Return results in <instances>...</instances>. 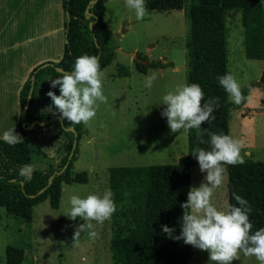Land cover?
Returning a JSON list of instances; mask_svg holds the SVG:
<instances>
[{
    "label": "trees",
    "instance_id": "16d2710c",
    "mask_svg": "<svg viewBox=\"0 0 264 264\" xmlns=\"http://www.w3.org/2000/svg\"><path fill=\"white\" fill-rule=\"evenodd\" d=\"M107 1L63 0L62 56L58 61L49 60L35 66L19 90L18 125L22 138L13 145L0 141V206L7 215L28 222L34 206L45 199L51 208H58L62 184L87 182L86 171H71L77 148L67 167L55 172L65 164L74 138L86 133L83 123L71 125L56 118L44 125L29 126L35 119L45 121L54 114L51 111L38 114L34 110L36 103L47 97L49 80L61 74L56 67L70 71L74 58L81 54L95 55L100 69L111 62L115 47L104 21ZM145 8L149 11L183 9L187 22L185 82L200 86L204 93L201 104L215 98L218 106L212 113L214 119L201 123L199 136L196 129L186 130L187 152L176 162L108 167V186L113 191L115 205L122 203L123 209L118 214L124 217L123 222L119 217L115 218L117 231L110 245L114 264H187L192 256V245L166 235L160 226L167 225L175 235L180 231L178 221L183 211L180 204L186 200L190 188L191 168L198 165L191 154L193 149L208 148L206 141L211 132L229 135V111L236 106L217 83V76L228 73L226 15L230 9L240 10L245 57L263 60L259 79L241 87L243 98L237 106L245 103L252 87L264 88V0H189L187 3L186 0H147ZM134 65L137 71L144 73L148 67L165 68L173 63L155 59L148 66L137 61ZM30 90L29 105L25 110ZM51 125H55L63 136L64 152L56 167L29 171L32 144ZM201 139L205 143H200ZM225 166L228 204L237 205L236 196L244 198L251 207L248 214L252 224L250 231L264 227V161L244 157L243 163ZM51 174L50 184L37 194L47 185ZM32 194L34 196H30ZM24 256L22 247L12 243L6 245L5 264H22Z\"/></svg>",
    "mask_w": 264,
    "mask_h": 264
},
{
    "label": "rangeland",
    "instance_id": "374dc122",
    "mask_svg": "<svg viewBox=\"0 0 264 264\" xmlns=\"http://www.w3.org/2000/svg\"><path fill=\"white\" fill-rule=\"evenodd\" d=\"M183 12V9L146 10L143 18L136 20L133 13L124 7V0L105 3L104 21L115 47L113 61L101 73V78L108 79L107 83L101 79L106 100L98 105L95 116L84 124L87 134L77 139V157L71 170L72 173L86 171L87 182L62 184L58 208H51L45 199L34 206L28 222L7 215L0 206V264H5L8 243L24 249L22 264H114L110 241L117 231L115 218L119 217L120 222L124 220L118 214L123 209L122 203L117 204L108 220L101 224L92 222L91 229L82 231L78 229V225L83 223L79 217L70 219L62 214L65 198L68 193L84 195L109 188L107 169L110 166L174 163L187 150L186 130L171 132L166 118L160 115L164 105H157L165 92L185 83L187 22ZM14 18L12 15L11 20ZM226 24L228 73L242 87L259 79L263 60L247 59L244 55L239 9L227 11ZM118 50L134 51L149 62L159 59L171 61L173 65L148 67L145 73H140L129 57ZM119 64L126 67V77L111 80ZM152 72L157 74V78L151 88H145L143 78ZM250 91L253 95L249 107L256 113L234 104L236 107L229 111V136L240 142L242 158L264 160V107L261 105L264 88L254 86ZM55 93L58 94V89ZM40 111L44 112V108L34 110L43 114ZM37 142L32 145L30 170L56 167L64 152V139L55 125L45 129ZM204 175L199 169H194L190 175V187L199 186ZM226 182L224 165L222 182L211 197V202L218 208L228 204ZM89 231L95 232V236L89 237ZM207 257V251L192 246V256L187 264H207ZM231 264L258 262L253 256L238 252V259H233Z\"/></svg>",
    "mask_w": 264,
    "mask_h": 264
},
{
    "label": "clouds",
    "instance_id": "9594fccd",
    "mask_svg": "<svg viewBox=\"0 0 264 264\" xmlns=\"http://www.w3.org/2000/svg\"><path fill=\"white\" fill-rule=\"evenodd\" d=\"M147 0H124V7L133 13L136 20L143 18ZM100 65L95 55L81 54L74 58L71 70L61 72L49 80V90L45 93L50 104L48 111L59 116L71 125L87 124L96 114L100 103L105 102ZM157 74L152 72L143 78L145 88H151ZM217 83L223 88L233 104H240L242 95L240 84L231 73L217 76ZM58 89V94L52 91ZM204 93L196 83H181L165 92L157 105H164L160 115L166 118L171 132L196 129L200 134L201 123L214 119L212 113L218 102L215 98L201 101ZM206 141L208 148H195L191 154L198 168L205 173L197 187H190L186 200L181 202L183 209L179 218L178 235L167 225H161L163 233L173 239H182L185 244L207 251V264H231L238 259V252L253 256L258 264H264V227L250 231L252 224L248 219L251 207L247 201L236 196L237 205L226 204L218 208L211 202L214 189L222 182L224 165L243 163L240 142L229 135L211 132ZM18 134L13 128L0 132V141L13 145L18 142ZM200 143H205L203 139ZM111 188L102 192H87L84 195L68 193L62 214L70 219L79 217L83 223L79 230L91 229L92 222L97 224L108 220L116 210ZM89 237L95 232L89 231Z\"/></svg>",
    "mask_w": 264,
    "mask_h": 264
},
{
    "label": "crops",
    "instance_id": "0c3cea01",
    "mask_svg": "<svg viewBox=\"0 0 264 264\" xmlns=\"http://www.w3.org/2000/svg\"><path fill=\"white\" fill-rule=\"evenodd\" d=\"M62 3L63 0H0V132L13 128L19 136L18 140L22 138L18 118L19 90L23 82L35 66L49 60L58 61L62 56L64 44ZM12 15L15 17L14 21L11 20ZM129 60L134 65V60L130 57ZM108 65L101 68L100 73H104ZM114 72L111 80L125 78L127 70L124 65L119 64ZM101 79L108 82L106 78ZM52 91L55 93L56 88ZM249 92L243 106L256 113L249 107L253 95L252 91ZM48 103L50 98L46 97L36 103L35 107L39 110L44 108V112L40 113L48 114L50 111L45 108ZM261 105L264 107V97L261 99ZM84 128L86 129L85 126ZM186 152L187 150L180 156ZM29 167L28 170L31 171ZM194 169H199L198 165L191 168L190 175Z\"/></svg>",
    "mask_w": 264,
    "mask_h": 264
},
{
    "label": "water",
    "instance_id": "95a60500",
    "mask_svg": "<svg viewBox=\"0 0 264 264\" xmlns=\"http://www.w3.org/2000/svg\"><path fill=\"white\" fill-rule=\"evenodd\" d=\"M95 1H96V0H91V3L95 2ZM92 24H93V22L90 21V22H89V26L92 27ZM118 51L121 52L122 54L128 56V57H131L132 60L137 61V62H141V63H143V64H145V65H147V66H148L149 63H150L147 59H142V58H140V57L137 55V53L134 52V51H127V52H126V51H122V50H118ZM56 70H57L58 72H64V70L61 69L60 67H56ZM30 96H31V90H30V92H29V94H28V96H27V100H26V103H25V110H26V108H27L28 105H29ZM56 118H58L59 121L62 120V118H61L59 115H57V114H53L52 117L46 119L45 121H40V120H38V119H35V120L30 124L29 127L31 128V127H33L35 124H38V125H44V124L49 123L51 120L56 119ZM70 129L73 130V128H70ZM76 145H77V139L74 138L73 143H72V146H71V149H70V152H69V155H68V157H67V160H66L65 164L63 165V167H62L59 171H55V172H61L64 168L67 167V165L69 164V161H70L72 155L74 154V150H75V148H76ZM52 177H53V174H51V175L49 176L47 185L44 186L43 188H41V189L37 192V194H40V193H41V192H42V191H43V190H44V189L50 184V182H51V180H52ZM21 184H22V183H21ZM30 196H34V194H32V195H30Z\"/></svg>",
    "mask_w": 264,
    "mask_h": 264
},
{
    "label": "flooded vegetation",
    "instance_id": "af4514ba",
    "mask_svg": "<svg viewBox=\"0 0 264 264\" xmlns=\"http://www.w3.org/2000/svg\"><path fill=\"white\" fill-rule=\"evenodd\" d=\"M142 59H145V58H142Z\"/></svg>",
    "mask_w": 264,
    "mask_h": 264
}]
</instances>
